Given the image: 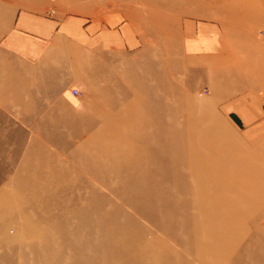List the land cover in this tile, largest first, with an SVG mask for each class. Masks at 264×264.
Instances as JSON below:
<instances>
[{
	"label": "rangeland",
	"instance_id": "obj_1",
	"mask_svg": "<svg viewBox=\"0 0 264 264\" xmlns=\"http://www.w3.org/2000/svg\"><path fill=\"white\" fill-rule=\"evenodd\" d=\"M99 1L111 3L109 0ZM257 1V12L254 15L256 14V17L260 18L261 24L255 22L252 27L244 25L242 28L245 30V37L243 34V38L240 40L237 39L240 34L237 28L239 27L238 20H232L231 16L234 15L233 11H236L238 18L245 19L247 15L244 6L235 8L230 7L228 3L224 6H220V3H216V6H212V3L195 7L180 5L168 6L167 12L177 15L182 21L196 19L197 21L213 22L214 17L220 27L219 37L225 45V50H220L223 53L220 56L225 55V59L242 57L245 65L255 67L254 60L251 59V56L249 57L246 50H248L249 44H252L253 48L255 46L264 52V10L261 8H264V1ZM88 7H90V0H34L31 5L15 3L12 0H0V29L4 17H15V14L23 9L57 10L63 12L58 15L64 16L79 15L82 12L76 11L86 10ZM157 9L158 7L135 8V11L143 16L152 14L155 25L161 28L164 15ZM106 11L91 12L105 13ZM159 18L160 21H158ZM138 25L146 36L145 24L138 22ZM170 27L172 28V25ZM153 38L157 39V34L149 35L147 41L151 42ZM240 41L247 46L235 48V45ZM154 44L151 43L150 47H147L149 49L137 54L108 52L99 55L97 60L102 63L104 70L93 75L83 71L84 53L79 48L64 45L66 53H69L68 57L71 58V54L78 60L77 66H74V62L70 61L73 66H68V68H72L74 73L81 70L76 75L77 81L73 82L70 88V91L76 88L82 92V94L75 95L72 91V94L78 99L75 107H69L62 98L63 91L61 89L66 85H64L66 83L65 73L53 79L48 78L49 81L47 80L45 85L46 99H35L34 97L39 94H37L38 92L32 93L31 91L34 89L30 87L31 93L25 95V100L12 102L7 108L5 106L8 104H0V195L8 197L5 199L0 197V214H2L0 215V264L94 263L92 257L96 256V253L93 250H88L85 244L79 246L77 241L86 229L82 221L83 211L85 208L87 211H89L88 208L92 211L93 203H97L99 200L104 202L109 198L115 201L119 199L114 193H110L107 186L103 185L98 178L95 179L91 175L87 163L81 164L82 157L73 158L72 152L77 151L80 147H86L95 158L97 157L96 164L100 163V165L95 167L100 170L102 165L111 163L114 154L110 156L96 154L99 145H109V142L101 141L92 135H81L82 133L79 131L84 127L93 126L95 123L97 126L94 128L98 127L103 122L100 121V118L105 115L110 117L109 121L112 119L118 121L116 117L122 118L124 116L122 112L125 109L140 104L137 101L140 94L135 95L134 92H140L145 96L148 93L150 99L153 100L165 99L161 85H166L168 89L170 87L172 90L168 93V101H164V105H162L164 110L168 109V105L181 104V101L185 99L183 101L184 108L188 111L192 108V113L198 115L200 109L203 108L201 106L208 105V110H201L204 112L202 114L204 126L210 129L213 135L217 134L216 137H219L222 145L220 150L226 155L233 153L236 148L244 150L254 145L251 142L254 137L246 139L243 134L246 129L236 127L230 116L221 111V105L215 92L223 93L225 91L224 95H227L241 92L246 88L249 90L257 88L256 90L263 99L264 110V82L260 83L261 80H259L262 78L261 72L264 71V67L262 65H259L260 68L255 67L259 85L256 84V81V85L249 84L252 82L250 79L248 82L237 81L239 85H235V87L221 89L215 87L209 79L213 76L212 80L215 81L217 76L221 77V72L218 68L216 70V66L215 69L207 68L209 71L207 74L202 72L200 75H194L182 57V50H178L177 44H172L176 47L171 50L172 53L168 52L167 60L163 53L164 46L158 44L154 46ZM234 51H239V53H234ZM256 55L259 58H264L262 53ZM213 60L207 61L213 62ZM166 62H168L167 67H165ZM62 65V63L57 64L58 68L64 71L63 68L66 66ZM241 70L244 74L245 70ZM229 73H236V70ZM227 75L228 73L224 72L222 78L224 76L226 79ZM146 91L148 92L146 93ZM98 93L101 95H96ZM186 99L191 102V105L186 102ZM99 109L102 110L98 111ZM148 129L150 131L151 127ZM62 140L65 145H58ZM260 144L264 147V140ZM256 151L254 158L249 161L254 166L264 163L260 145ZM92 172L94 173V169ZM111 173L113 174V172ZM110 176L111 174H107L104 179L113 182L114 178L112 176L110 178ZM68 178L73 183L66 186L63 182ZM78 178L83 181L81 182ZM90 181L96 184V192L95 190L92 192L91 186L88 184ZM56 199L59 200L57 205L54 203ZM90 204L91 207H89ZM106 206L111 208L112 205L108 202ZM25 215L28 219L24 218ZM262 218L261 227L264 230V217ZM141 222L145 227L149 226V222L146 220L142 219ZM64 232H67L68 235ZM156 235L160 238L165 237L160 232ZM58 239H68V241L62 244ZM262 242H264L263 238L259 243ZM91 247L95 250L98 249L95 245H91ZM243 249L234 253V257L244 256ZM155 252L158 254V250ZM56 254L61 257L56 258ZM80 255L85 256V259L79 261ZM154 258L155 256H152L150 259ZM193 262L198 264L195 260ZM104 264H110L109 260H106Z\"/></svg>",
	"mask_w": 264,
	"mask_h": 264
},
{
	"label": "bare ground",
	"instance_id": "obj_2",
	"mask_svg": "<svg viewBox=\"0 0 264 264\" xmlns=\"http://www.w3.org/2000/svg\"><path fill=\"white\" fill-rule=\"evenodd\" d=\"M12 2L31 5L34 0ZM257 2L232 0L220 3V6L228 3L230 7H245V19L238 18L236 11L231 16L232 20H238L239 36H245L244 25L252 27L255 22L260 23V18L254 15ZM212 5L216 6V3ZM246 51L255 67H264V58L256 55L264 54L263 51L253 48L252 44ZM225 58L223 55L216 59L221 77L217 76L215 81L211 77L215 87L224 89V72L228 73L226 80H258L255 67L245 65L242 57ZM241 69L245 70L244 74ZM234 70L236 73H229ZM261 74L259 80L264 81V71ZM161 87L165 99H150L148 91L146 96L134 92L140 94L137 98L140 104L125 109L122 118L116 117L118 121H109L110 117L105 115L100 118L103 122L98 127L80 129L81 135L88 134L109 142V145H99L96 154L115 156L111 163L102 165L101 170L95 167L97 157L86 147L72 152V157H82L81 164L87 163L91 175L120 201L105 198L104 202L93 203V212L90 208L89 211L84 209L82 221L86 229L77 240L78 245L85 244L88 250L96 253L92 257L93 264H104L106 260L110 264H195L194 260L198 264H264V242L259 243L264 239L261 227L264 163L254 166L249 162L259 145L264 155L262 139L253 142L250 148H236L226 155L220 150L222 145L217 134L213 135L204 126L201 110H208V105L201 106L198 115L192 113V108L190 111L184 108L185 99L164 110L163 102L168 101L172 89L166 85ZM186 102L191 105L188 99ZM58 145L64 146V140ZM107 174H111L113 182L104 179ZM63 183L67 186L73 182L68 178ZM88 184L92 192H96V184L91 181ZM108 202L111 208H107ZM54 203L57 205L59 200ZM24 218L28 219L26 215ZM142 219L149 222L148 227L143 225ZM158 232L165 237H158ZM58 240L62 244L68 241ZM241 248H244V256L235 258L233 254ZM152 256H155L153 260L150 259ZM57 257L61 255L56 254ZM79 257V261L85 259V256Z\"/></svg>",
	"mask_w": 264,
	"mask_h": 264
},
{
	"label": "crops",
	"instance_id": "obj_3",
	"mask_svg": "<svg viewBox=\"0 0 264 264\" xmlns=\"http://www.w3.org/2000/svg\"><path fill=\"white\" fill-rule=\"evenodd\" d=\"M109 1L111 3L90 0V7L86 10L76 11L82 12L79 15L60 16L58 14L63 12L57 10L23 9L19 10L15 17H4L0 29V104H8L5 107H10L12 102L25 100V95H30L31 92H38L39 95L35 96V99H46L45 85L48 78L53 79L65 73L66 83L64 85H66L61 89L63 91L62 98L69 107H75L78 99L72 94L70 88L73 82L77 81L76 75L81 70L74 73L72 68H68V66H77L78 60L71 54V58L68 57L69 53H66L64 45L79 48L84 53L83 71L91 75L104 70L102 63L97 60L99 55L108 52L137 54L149 49L147 47H150L151 43H155L154 46L156 44L164 46L165 58L168 57L169 51L172 53L173 48L179 47L178 50H182V57L194 75H200L202 72L207 74L209 73L207 68L215 69V66L217 70L216 59L218 60L223 54L225 45L219 37L220 27L216 19L213 17V22L197 21L196 19L182 21L177 15L167 12V7L224 3L232 2V0ZM150 7H162L160 11L164 15V20L161 21V28L155 25L152 14L143 16L135 11V8ZM138 22L145 24L146 36ZM154 33L158 38H153L151 42H148V36L154 35ZM242 38L243 35H238L237 39ZM172 44L177 45L173 46ZM210 44L211 46H209ZM241 46L246 47L247 45L240 41L235 45V48ZM234 53H239V51H234ZM211 59H214L213 62L207 61ZM70 61H73L74 64L71 65ZM58 63L66 66L63 68L64 71L58 68ZM167 65L168 62L165 67ZM209 79L211 80V77ZM255 81L253 80L249 84H258L257 81L255 84ZM263 82L260 81V83ZM235 85H239V83L233 78L225 79L223 82L224 88L235 87ZM30 87L34 89L31 92ZM256 89L246 88L241 92L227 95H224L225 91L223 93L215 92L221 105V111L230 116L236 127L246 129L243 132L246 139L254 137L251 142L264 140L263 99ZM100 110L102 109L98 111ZM94 126L97 124L95 123Z\"/></svg>",
	"mask_w": 264,
	"mask_h": 264
},
{
	"label": "built area",
	"instance_id": "obj_4",
	"mask_svg": "<svg viewBox=\"0 0 264 264\" xmlns=\"http://www.w3.org/2000/svg\"><path fill=\"white\" fill-rule=\"evenodd\" d=\"M72 91L75 95L82 94V92L80 90H77L76 88H73Z\"/></svg>",
	"mask_w": 264,
	"mask_h": 264
}]
</instances>
